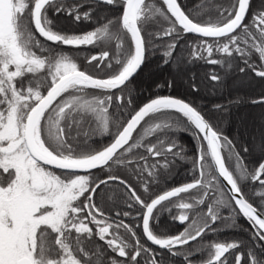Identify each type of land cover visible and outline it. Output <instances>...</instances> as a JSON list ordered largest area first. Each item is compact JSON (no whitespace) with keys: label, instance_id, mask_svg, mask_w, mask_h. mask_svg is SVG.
<instances>
[{"label":"snow or ice","instance_id":"obj_1","mask_svg":"<svg viewBox=\"0 0 264 264\" xmlns=\"http://www.w3.org/2000/svg\"><path fill=\"white\" fill-rule=\"evenodd\" d=\"M249 72L264 84V0H0V264H170L165 252L185 264H264V112L229 136V109L244 98L201 97ZM146 74L152 95L137 104ZM247 102L264 106V94ZM177 160L190 179L153 195ZM110 182L120 186L111 195ZM163 213L183 229L154 232ZM240 219L250 242L204 243L247 231Z\"/></svg>","mask_w":264,"mask_h":264},{"label":"trees","instance_id":"obj_2","mask_svg":"<svg viewBox=\"0 0 264 264\" xmlns=\"http://www.w3.org/2000/svg\"><path fill=\"white\" fill-rule=\"evenodd\" d=\"M200 2L202 4H206V3H208V0H200ZM215 2L216 3H222L223 0H215ZM254 2H255V0H254ZM195 3H197V0H186V6L189 7V8H191L192 5L195 4ZM109 14H112V13L109 12ZM63 23H65V21ZM185 39L193 40L194 37L192 35L188 34L185 37ZM64 51L66 53L70 54V55L77 56V54H76L77 50H75V49L65 48ZM159 58H160V53H157V55L154 56L153 59H152V69H153V71H155V63H156V61ZM212 67H216V66L201 65V64H197L196 65V69L198 71H206V70H208L209 68H212ZM216 70L219 71V68L217 67ZM242 75L243 74L237 73V77H240ZM233 79H236V77H234ZM247 82L251 83L253 85V89L252 88L248 89V90L246 88L239 89V87H242V85H238L239 87L238 86L233 87V80L230 79L227 82L228 88L226 89L224 95L211 96V95H208L207 93H201V97L203 99V102L206 105L211 104V103H224V102H226L229 99L235 98L236 96H241V97L244 98V101L239 106H231L230 109H229V114L226 117L227 124L224 127L225 134H227L229 136L233 135L235 133V131L238 130L234 126V124L232 123L233 117H235V115L240 114V113H247L249 111L252 112V111H255V110H258L261 113L264 112V106H261L259 104L254 105L252 103L247 102V101H249L251 99L257 98L261 94H264V84H262L260 79L255 77L254 74H252L250 72H249V76H248ZM150 83H151V81L148 79V76L146 74L142 78V92H141V97L137 100V104H142L144 102H147V98L152 95V91H151V88H150ZM167 91L168 90H163V94H167ZM185 93H186V89L181 85L180 87H178L176 89V92H174L173 95L180 94L181 97H183ZM189 98L196 99V97H189ZM177 135L179 136L181 142L188 147L189 154H192L194 152L195 143H196L194 141L192 135H190V134H188L186 132H180ZM107 140H108L107 137L103 138L100 141V143H106ZM241 140H243V137H241ZM237 147L239 148V145H237ZM241 154L243 155V153H241ZM255 159H258V157H249L248 158V160H255ZM116 169L117 168L114 167L112 169V171L113 172H117L118 170H116ZM175 170L176 169L174 168L172 170V173L175 172ZM119 173L122 176H127L129 183H131L133 186H136L139 189V191H142V189L139 188V185L137 184V181L135 180V178H133L131 176L130 173L125 172L124 169L123 170H119ZM163 180H164V178H161V181H160L159 184L152 185L150 187V191H157L161 187H163ZM187 181L188 180H186L184 182H187ZM112 186L113 187L117 186L118 188L120 187L118 184L112 183V182H110L107 187L109 188V187H112ZM102 187H104V186H102ZM250 193H251V187L249 188V194ZM101 207H103V205H101ZM125 207H126V205L121 204L120 208H117L116 211H120L121 209L124 210V209H126ZM238 223L243 225L245 229H248L247 221H245L243 219H240L238 221ZM249 231H250V229H248L247 231L222 230V231H220V232H218L216 234L206 235L203 238V241H204L205 244L213 242V241H220V242L227 241V242H231V241H234V240H243L245 242H250L251 238L249 236ZM140 242H141V244H144V245H146L148 247L156 249L155 247L151 246L144 238H140ZM96 244L101 246V248H103L104 242L97 240ZM192 246H194V247H202V245L198 244L197 242H193ZM185 247H187V246H185ZM103 250L105 252V257H107V256L115 257L116 256L115 253H111L106 248H104ZM165 257L170 262V264H185V261L181 257H169L166 252H165ZM204 258H205L204 255L200 254V255L192 257L191 259H193V260H201V259H204ZM118 259L121 260V261H125V264H126V259H122V258H118Z\"/></svg>","mask_w":264,"mask_h":264},{"label":"flooded vegetation","instance_id":"obj_3","mask_svg":"<svg viewBox=\"0 0 264 264\" xmlns=\"http://www.w3.org/2000/svg\"><path fill=\"white\" fill-rule=\"evenodd\" d=\"M113 11L114 10H111V9L109 10V12H111V13ZM64 24L67 25V21H65ZM76 27H77V30H86L89 26L88 25L81 24V25H78ZM89 51L95 52V51H98V49H90V50L89 49H83V50H77L76 54L77 55H87ZM175 166H176V167H174L176 169L175 172H173L170 177H168L167 179H164L163 180V187H161L159 189L160 191L159 190H157V191H150V192L153 193V195H155V194H161L164 190L170 189L171 187H174V186H179L182 183H184V181L190 179V175L188 173V169L190 167L189 164H186V163H183V162L177 160ZM116 170H118V169H116ZM119 170H123V168H121ZM114 173H116V172H114ZM221 186L223 187L222 184H221ZM133 187L134 188H137L136 186H133ZM117 188H118L117 186L109 187L108 188V190H109L108 194L111 195V190L112 189H117ZM139 193H140V191L138 189V194ZM146 197H147V194H145L144 196H142V198H146ZM173 199H175V198H173ZM109 203H111V201H109ZM101 205H103V204H101ZM125 208L126 209H124V210L134 211V210L127 209V207H125ZM111 219H114L117 222L122 219V220H124L125 223H133V224L139 222L138 219L137 220H132L129 217H115L114 215H112L110 217V221H111ZM183 227H184L183 225H180V224L172 221L171 218H170V216L167 213H163L159 217L158 224H156L155 227H154V232H156L157 234H159L161 231H163V232H166L169 235H172V234H176L179 231H181L183 229ZM135 230H136L137 236L139 238H144L143 233H142V230L140 228L137 227ZM120 231H121V234L126 235V233H124V230L123 229H120ZM155 248H157V247H155ZM122 259H126V258H122Z\"/></svg>","mask_w":264,"mask_h":264},{"label":"rangeland","instance_id":"obj_4","mask_svg":"<svg viewBox=\"0 0 264 264\" xmlns=\"http://www.w3.org/2000/svg\"><path fill=\"white\" fill-rule=\"evenodd\" d=\"M160 76H164L165 74L160 73ZM155 78V77H153ZM149 79V78H148ZM241 85V84H237ZM239 87V86H238ZM241 88H246L248 89H253V85L251 83H248L247 81L244 82V84H242V87H239V89ZM260 113L258 110L252 111V112H247V113H240L235 115V117H233L232 123L234 124V126L237 129H242V127H247L249 129V131H251V129L253 128V126H258L259 125V117H260ZM243 121V124H242Z\"/></svg>","mask_w":264,"mask_h":264},{"label":"water","instance_id":"obj_5","mask_svg":"<svg viewBox=\"0 0 264 264\" xmlns=\"http://www.w3.org/2000/svg\"><path fill=\"white\" fill-rule=\"evenodd\" d=\"M189 35H191V34H189ZM256 105V104H255ZM221 184L223 185V187L225 188V190L227 191V189H228V185H227V183L225 182V181H223L222 180V178H221ZM149 244H151V242H149V241H147ZM152 245V244H151ZM152 246H154V247H157V246H155V245H152Z\"/></svg>","mask_w":264,"mask_h":264}]
</instances>
